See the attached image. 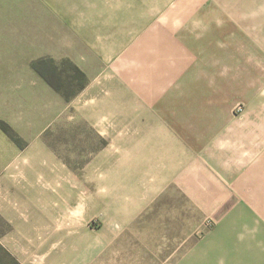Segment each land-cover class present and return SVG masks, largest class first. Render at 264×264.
Instances as JSON below:
<instances>
[{
  "label": "rangeland",
  "instance_id": "1",
  "mask_svg": "<svg viewBox=\"0 0 264 264\" xmlns=\"http://www.w3.org/2000/svg\"><path fill=\"white\" fill-rule=\"evenodd\" d=\"M87 1L94 9L73 12L93 15L85 24L94 30L96 50L99 42L126 37L106 60L104 75L85 73L63 54L42 55L57 47L63 51L71 10L61 9L62 23L54 11L66 1L0 0V87L11 89L12 71L41 88V74L67 99L62 118L43 135L47 148L31 154V163L43 165L29 171L30 193L45 212L29 225L48 226L56 211L54 225H77L79 238L93 237L129 264L204 261L197 247L213 235L219 203L198 200L207 196L189 193L198 186L184 187L176 176L164 186L151 185L149 150L136 147L135 135L149 130L154 98L168 104L167 114L187 113V101H264V0ZM141 13L151 18L138 27ZM77 50L75 58L86 60L84 47ZM65 52L72 56L70 49ZM157 69L159 81L152 82L149 72ZM160 72L168 74L164 89ZM105 76L102 101H90L86 93ZM234 104L229 112L243 113L245 105ZM249 109L262 113L256 103ZM229 204L222 203L221 212Z\"/></svg>",
  "mask_w": 264,
  "mask_h": 264
},
{
  "label": "crops",
  "instance_id": "2",
  "mask_svg": "<svg viewBox=\"0 0 264 264\" xmlns=\"http://www.w3.org/2000/svg\"><path fill=\"white\" fill-rule=\"evenodd\" d=\"M63 1L66 3L61 2L54 16L62 23L61 14L65 13L61 9L71 10L65 15L67 23L64 22L70 34L63 35H67V41L62 52L57 47L42 55L63 54L79 64L85 73L104 75L106 60L118 50L117 42L126 41L125 35L121 41L118 37L99 42L96 50L92 42L94 30L85 24L93 15L73 12L94 9L93 3ZM54 6L56 9L58 5ZM150 16L141 13L135 26L147 25ZM57 26H53V31L61 38ZM81 46L85 49L81 53L85 55L84 61L76 59L74 54ZM67 49L72 56L65 52ZM94 60L98 62L96 68ZM11 72V89L5 92L0 87V122L10 125L25 144L16 142L0 125V264L131 263L118 253L111 254L112 248H103L93 237L79 238L77 225L64 226L58 220L54 225L56 211L50 212L52 220L48 226L29 225L30 218L45 212L39 209L40 199L31 197L30 193L29 171L43 165L31 163V154L47 148L43 135L62 118L67 99L41 74L38 79L41 88H32L29 78ZM13 74L16 76L11 77ZM158 74V69L150 71L149 80L158 82ZM161 75L159 88L164 89L168 74ZM106 77L95 85V90L86 93L92 98L90 101H102ZM156 86L153 88L158 89ZM238 103L245 105L243 113H230V107ZM255 103L262 106V113L249 112ZM159 104L155 98L149 101L156 122L151 118L149 130H139L135 135L139 139L136 147L149 150L150 175L154 176V182L149 183L164 186L176 176L184 187L198 186L196 193L191 188L189 193L207 196L198 200L219 203L214 209L219 213V220L211 226L213 235L209 240L197 247L198 255L204 260L197 264H264V101H195L194 104L187 101V113L182 110L178 114H167L168 104ZM177 105L182 107V101ZM221 106L226 113L220 110ZM35 187L40 188L38 183ZM222 203H230L223 212ZM40 232L44 233V239L38 236ZM189 260H183L182 264H189Z\"/></svg>",
  "mask_w": 264,
  "mask_h": 264
},
{
  "label": "trees",
  "instance_id": "3",
  "mask_svg": "<svg viewBox=\"0 0 264 264\" xmlns=\"http://www.w3.org/2000/svg\"><path fill=\"white\" fill-rule=\"evenodd\" d=\"M49 81V80H48ZM50 82V81H49ZM52 84V83H51ZM53 85V87H55V89L57 90V91H59V92H61L60 91V89L57 87V86H55L54 84H52ZM63 94V93H62ZM64 95V94H63ZM0 125L5 129V131L8 133V134H10L18 143H21V139H20V137H19V135L17 134V132L10 126V125H8L7 123H5V122H0Z\"/></svg>",
  "mask_w": 264,
  "mask_h": 264
},
{
  "label": "built area",
  "instance_id": "4",
  "mask_svg": "<svg viewBox=\"0 0 264 264\" xmlns=\"http://www.w3.org/2000/svg\"><path fill=\"white\" fill-rule=\"evenodd\" d=\"M238 108H239V110H240V111H242V110H243V107H242V105H239V107H238Z\"/></svg>",
  "mask_w": 264,
  "mask_h": 264
}]
</instances>
